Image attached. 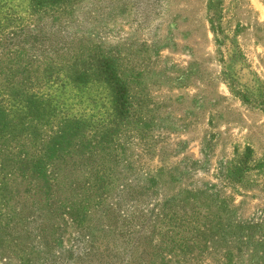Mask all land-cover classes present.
Listing matches in <instances>:
<instances>
[{
  "label": "rangeland",
  "instance_id": "rangeland-1",
  "mask_svg": "<svg viewBox=\"0 0 264 264\" xmlns=\"http://www.w3.org/2000/svg\"><path fill=\"white\" fill-rule=\"evenodd\" d=\"M27 4L0 0V108L11 120L0 130V264H99L103 252L111 264H147L107 215L120 206L129 216L128 193L142 189L151 219L155 208L188 196L214 221L208 243L194 248L204 251L196 260L156 264H264V0H78L30 18L25 26L36 36L24 44ZM9 43L26 51L29 93L51 97L49 118L36 129L7 102ZM95 56L118 63L133 125L107 153L76 165L68 184L67 156L54 163L50 179H66L38 203L30 165L46 135L69 115L96 124L110 115L106 88L69 83L71 61ZM247 148L251 170L233 183L229 173ZM96 171L108 192L78 226L67 207L84 209Z\"/></svg>",
  "mask_w": 264,
  "mask_h": 264
},
{
  "label": "trees",
  "instance_id": "trees-1",
  "mask_svg": "<svg viewBox=\"0 0 264 264\" xmlns=\"http://www.w3.org/2000/svg\"><path fill=\"white\" fill-rule=\"evenodd\" d=\"M78 0H28V19H23L21 28V42L27 44L31 37H35L34 32H28L27 22L30 18H38L50 12L66 9V7ZM8 55L6 62V91L7 102L13 105L15 111L31 117L32 123L37 121L35 129L43 117L49 118L50 95L41 93H29L26 87L27 72L29 70L26 51L17 45H8ZM70 71L74 73L69 78V83L75 87L87 86L90 84L100 85L106 88L111 94L110 115L102 119V123H93L82 113L77 117L61 118L52 129L50 135H46L41 151L37 159L31 162L30 178L33 177L32 193L38 203L49 201L53 194L59 191V184L66 179H50L49 169L57 161L63 160L67 156V184L70 182L69 176L76 165H83L86 160L96 154L107 153L112 149L114 141L118 138L119 132L124 128L133 125L134 107L130 96V89L126 78L120 73L118 63L115 59L105 56H95L87 58H74L71 61ZM9 111L0 108V130H7L11 120ZM48 121V120H47ZM95 126V127H94ZM252 151L247 148L243 159L229 173L233 183H241L246 174L251 170L248 164ZM65 156V157H64ZM103 171H96L98 175L94 184L88 189L84 200V209L81 204H70L68 213L74 217L78 226H84L86 222V210L88 205L99 206L103 203L107 191V186L103 185L106 179ZM55 182V184H53ZM146 189L132 197L135 205H130V215L127 216L119 210L109 211L111 225L115 228L119 226L123 233L127 245L137 249L146 257L147 264H156L157 260L176 258L182 262L196 260V257L204 254L199 249L195 255L194 248L205 246L207 238L214 229V221L211 220L209 207L198 200L190 197L179 198L175 202L169 201L155 208L156 216L151 219L149 211H144L143 197L147 194ZM122 205V204H121ZM153 210V209H152ZM150 210V212H152ZM146 212V214H144ZM109 222V221H108ZM124 231V232H123ZM229 257V254H227ZM108 253H104L98 260L99 264H111L108 261ZM103 260V263L101 262ZM112 264H134L132 261H124Z\"/></svg>",
  "mask_w": 264,
  "mask_h": 264
}]
</instances>
